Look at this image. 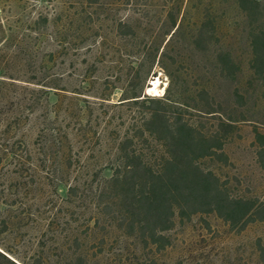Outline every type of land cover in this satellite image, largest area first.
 <instances>
[{
  "label": "rangeland",
  "instance_id": "1",
  "mask_svg": "<svg viewBox=\"0 0 264 264\" xmlns=\"http://www.w3.org/2000/svg\"><path fill=\"white\" fill-rule=\"evenodd\" d=\"M172 4L188 6L0 0V264H264V98L257 82L245 85L226 158L202 163L230 198L249 203L246 216L235 224L215 214L175 216L156 244L127 232L114 181L125 171L122 151L157 148L143 134L144 121L156 109L170 118L181 90L168 58L171 103L144 101L161 98L170 79L139 58L128 25L161 37ZM143 64L140 79L130 80ZM192 120L201 131L216 130L214 119Z\"/></svg>",
  "mask_w": 264,
  "mask_h": 264
},
{
  "label": "trees",
  "instance_id": "2",
  "mask_svg": "<svg viewBox=\"0 0 264 264\" xmlns=\"http://www.w3.org/2000/svg\"><path fill=\"white\" fill-rule=\"evenodd\" d=\"M192 2L187 0L184 9L171 5L161 37H148V33L143 37L128 25L132 46L141 48L139 58L170 79L161 98L145 97L144 101L171 103L174 74L168 69V58L177 66L181 83L173 115L169 118L156 109L144 121L143 134L157 148L148 155L123 150L125 171L114 175L128 234L136 229L152 244L159 242L158 232L170 229L175 216L183 220L215 214L235 224L250 209L248 202L230 198L218 176L204 171L202 163L226 158L223 147L232 140L243 116L245 85L257 82L264 98V0H198L193 7ZM188 14L192 21L187 22ZM218 15L229 17L217 19ZM144 67L131 69L130 80L140 79ZM141 96L134 94L130 99ZM193 118L216 120V130L201 131Z\"/></svg>",
  "mask_w": 264,
  "mask_h": 264
},
{
  "label": "bare ground",
  "instance_id": "3",
  "mask_svg": "<svg viewBox=\"0 0 264 264\" xmlns=\"http://www.w3.org/2000/svg\"><path fill=\"white\" fill-rule=\"evenodd\" d=\"M151 83L153 84V86H154L155 88H158V86H159V80H158V79H156V80H152ZM159 90H160V89H159ZM163 90H164V89H163ZM161 92H162V90H161ZM147 93H148V90H147Z\"/></svg>",
  "mask_w": 264,
  "mask_h": 264
}]
</instances>
